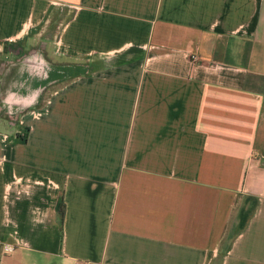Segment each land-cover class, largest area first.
<instances>
[{"label":"crops","instance_id":"0c3cea01","mask_svg":"<svg viewBox=\"0 0 264 264\" xmlns=\"http://www.w3.org/2000/svg\"><path fill=\"white\" fill-rule=\"evenodd\" d=\"M2 45L0 264H264V0H0Z\"/></svg>","mask_w":264,"mask_h":264},{"label":"rangeland","instance_id":"374dc122","mask_svg":"<svg viewBox=\"0 0 264 264\" xmlns=\"http://www.w3.org/2000/svg\"><path fill=\"white\" fill-rule=\"evenodd\" d=\"M5 47H3V45L0 47V73H2V76H4V74H5V71H6V67H7V63L8 64H10V62L8 61V56L6 57V56H4V54L2 53L3 51H2V49H4ZM6 59H7V61L8 62H6ZM11 71V70H10ZM7 72V71H6ZM12 113V111L11 110H5L3 113L5 114H7V117H8V119H9V121H10V123L11 124H15V125H17V123H20V117H16V115H13V116H11V115H9V113ZM1 113V112H0ZM2 113V114H3ZM3 116V115H2Z\"/></svg>","mask_w":264,"mask_h":264},{"label":"built area","instance_id":"2783aa9c","mask_svg":"<svg viewBox=\"0 0 264 264\" xmlns=\"http://www.w3.org/2000/svg\"><path fill=\"white\" fill-rule=\"evenodd\" d=\"M189 58L192 62H196L198 60V55L195 52H189ZM13 246L11 244H5V250H11Z\"/></svg>","mask_w":264,"mask_h":264}]
</instances>
